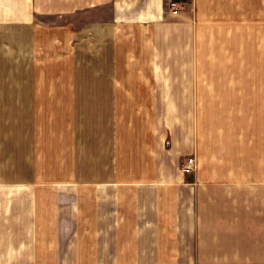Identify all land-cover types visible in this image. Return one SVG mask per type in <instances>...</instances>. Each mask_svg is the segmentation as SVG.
<instances>
[{
    "label": "crops",
    "instance_id": "0c3cea01",
    "mask_svg": "<svg viewBox=\"0 0 264 264\" xmlns=\"http://www.w3.org/2000/svg\"><path fill=\"white\" fill-rule=\"evenodd\" d=\"M170 1L0 0V264H264V0Z\"/></svg>",
    "mask_w": 264,
    "mask_h": 264
},
{
    "label": "rangeland",
    "instance_id": "374dc122",
    "mask_svg": "<svg viewBox=\"0 0 264 264\" xmlns=\"http://www.w3.org/2000/svg\"><path fill=\"white\" fill-rule=\"evenodd\" d=\"M170 3H173L174 6H171ZM191 3L193 4V0H191ZM228 3V2H227ZM178 6L177 1L172 0L169 2V7L172 9H176ZM218 12L216 14L217 20H221L222 18L225 19V13L224 8H221V5H218ZM221 8V9H220ZM261 0H249V69L255 73L254 75L258 76V79L260 80V74L262 69V61H261ZM229 14V13H228ZM212 15V14H211ZM239 14L233 15V17H237ZM238 19V18H237ZM230 20V18H227V21ZM226 22V19H225ZM45 256V262L46 264H56V259L54 258L53 253H46L43 254ZM69 256H79L80 254H68ZM91 256H94V263L95 262V253L89 254V253H82L81 257H75L71 263L72 264H81L82 259L84 258H91ZM91 264V263H86Z\"/></svg>",
    "mask_w": 264,
    "mask_h": 264
},
{
    "label": "built area",
    "instance_id": "2783aa9c",
    "mask_svg": "<svg viewBox=\"0 0 264 264\" xmlns=\"http://www.w3.org/2000/svg\"><path fill=\"white\" fill-rule=\"evenodd\" d=\"M170 5L171 6H174L173 3H170ZM187 162H188V164H190V167L191 168L194 166V159L192 157L191 158H188Z\"/></svg>",
    "mask_w": 264,
    "mask_h": 264
}]
</instances>
